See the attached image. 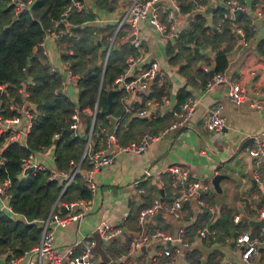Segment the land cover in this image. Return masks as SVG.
<instances>
[{"label":"crops","instance_id":"crops-1","mask_svg":"<svg viewBox=\"0 0 264 264\" xmlns=\"http://www.w3.org/2000/svg\"><path fill=\"white\" fill-rule=\"evenodd\" d=\"M93 1L85 0L87 10L108 20L106 23L102 22L105 24H96L100 27L94 31L96 43L100 50L104 51L105 48L103 54L107 52L108 55L110 50L123 44L118 50H122L124 69L125 57L133 54L126 52L125 45L129 43L119 39L115 46L110 44L106 36L109 30L103 29L110 25L112 30L114 26L116 0H106L111 9L95 7ZM205 1L207 4L204 7L197 5L194 12H200L205 20L204 25L212 27L215 21L213 9L217 5L222 6V3L220 0ZM240 1L245 4V11L252 13L250 5L253 0ZM194 12H177L179 26L187 29ZM138 26L145 58L155 62L159 75L149 81L147 90L133 91L128 95V100L125 101L128 110L125 112L129 113V118L124 125L125 128L131 126L132 132L137 136L147 129L151 133L162 132L161 136L151 141L140 152H116L112 163L94 172V194L84 202L87 208L81 217L65 224H51L54 247L63 249L75 244L98 223L104 222L111 228H118L119 234L112 240L109 239L110 241L93 235L95 245L92 259L96 264H108L122 254H125V264H259L264 259V246L257 247L256 253L245 262L241 257L240 247L233 242L235 236L229 234L232 227L218 229L215 221L224 213L233 224H238L239 221L245 223L236 234L249 231L257 236H264V218L257 216L264 202V185H258L251 179L254 164L246 155L249 135L264 128V106L260 109L248 107L249 99L261 97L264 92V55H258L252 49L253 40L264 38V18L256 23L253 39L246 41L247 46H242L238 38L228 44V61L224 71L229 81L239 83L247 92V101L242 104H232L227 100L225 83L210 89L203 85L202 67L213 66V52L209 46L198 42L191 45V54L185 52L186 57L184 54H175V50L170 56L167 55L166 45L172 44L171 41L165 40L144 20L139 21ZM101 39H106L105 46L101 45ZM67 48L70 47L66 43L50 38L45 39L43 46L47 65L60 77L61 89L76 102V74H72L74 78L69 79L60 55ZM192 57L194 59H191ZM145 69L147 65L138 63L130 68L129 73L133 77H139ZM181 91L187 92L188 97H193L196 105L185 125L167 129L176 119L173 108L177 105ZM150 92L152 97L149 98L151 103L148 114L143 117L134 116V112L143 107L146 101L142 102V95ZM215 103L222 104L224 126L219 131L210 132L205 129L204 121L208 109ZM131 106H134L133 111ZM81 123L83 124L82 120ZM140 126L145 129H139ZM170 165L185 166L191 177L203 176L209 181L210 186L202 197L207 205H213L218 211L214 221L216 224L213 223L217 231L214 237L198 236L197 230L209 221L210 213L202 210L196 201L189 200L183 203L180 219H174L166 213H157L143 224L145 229L158 228L170 236V240L155 239L145 246L131 250L129 242L135 234L134 228L139 226L136 219L139 209L155 197L170 201L181 187L176 176L170 172ZM215 174H221L217 182L218 190L213 187L211 181ZM138 187L142 188V193H137ZM242 200H246L247 204L241 205ZM59 203V209L53 211L55 215L62 213ZM76 209L79 210L80 207ZM235 215H238L237 221L233 219ZM248 220L262 222L250 224ZM181 227L186 245L179 244L180 252L174 258L159 253L162 248H171L178 244L173 238ZM3 257L4 255L0 256V264H44V260L37 261L35 255L27 250L9 260H4Z\"/></svg>","mask_w":264,"mask_h":264},{"label":"trees","instance_id":"trees-1","mask_svg":"<svg viewBox=\"0 0 264 264\" xmlns=\"http://www.w3.org/2000/svg\"><path fill=\"white\" fill-rule=\"evenodd\" d=\"M10 1L0 0V84H5L6 91L1 99L4 100L7 95H10L19 100L17 88L23 83L27 90L28 101L35 104V113L25 139L26 146L9 142L0 150V157L3 158V164L0 165V179L7 177L10 180L7 201L10 210H0V256L4 255V260L20 256L38 242L41 232L40 222L50 211L59 209L58 202L79 198L86 200L90 197V191L79 175H74L61 193V184L57 180L48 179L43 170L29 171L19 175L21 156L28 151H35L49 145L52 142V134L57 132L59 135L54 141L52 150L53 164L60 170L69 169V160L77 161L83 151L84 134L87 133L90 123L86 109L87 111L92 109L95 102L97 110L90 142L91 149L101 147L105 130L109 125L107 115L102 113L107 107L106 93L109 90H113L110 96V115L116 118L114 134L117 140L124 143L134 136L131 126L125 128L124 125L129 118V113L125 112L127 107L125 93L120 88L111 89L110 87V83L120 74L124 66L122 50H118L123 44L109 51L105 67L101 70V58L104 51L100 50L94 35V31L100 27L96 26L97 23H84L92 19L94 15L87 10L80 15L68 16L72 28L60 35L58 40L66 43L72 50L71 53L62 52L60 55L62 60H68L71 73L76 74L77 93L76 102H74L61 89L59 75L50 70L38 46L42 35L46 30L52 29L53 22L59 19L60 13L69 0H30L28 7L16 16L12 13ZM258 1L253 0L250 9H255ZM93 4L95 7L112 8L106 0H94ZM193 6L195 2L182 0L178 4V12H194ZM224 11L223 5H217L213 9V20L221 18ZM192 14L188 28L180 32L176 42L166 45L167 55L175 50V54H184L186 57L187 53L191 54V45L199 42L209 46L213 52V72L224 71L228 61V44L238 38L237 33L232 30V25L240 27L246 41L253 39L255 32L251 28L252 13L248 14L245 10L237 11L233 22L225 21L217 30L214 26L204 25L205 20L200 12ZM81 23L84 24L81 25ZM61 27L62 25L58 24L56 29ZM103 29L110 31V25H106ZM129 45H125L126 52L136 53L137 50L131 44ZM252 49L258 55H264V38L253 40ZM203 73L205 83L208 72L203 70ZM58 89L61 91L58 92ZM150 94L151 92L142 95V102L151 98ZM185 97H188L187 92L181 91L177 105L173 108L174 113L186 100ZM74 107L78 109L83 121V130L79 134L69 127L70 114ZM133 107L131 106V111ZM2 140L0 136V146ZM215 222L218 229L231 226L232 231L229 234L232 233L233 237L245 226L243 221L233 224L224 213L220 214ZM134 229L136 234L140 228L137 226Z\"/></svg>","mask_w":264,"mask_h":264},{"label":"built area","instance_id":"built-area-1","mask_svg":"<svg viewBox=\"0 0 264 264\" xmlns=\"http://www.w3.org/2000/svg\"><path fill=\"white\" fill-rule=\"evenodd\" d=\"M182 0H116L114 2V11L116 17L112 30L106 34L109 39V43L113 44L115 38L120 41H128L137 51L133 54H128L125 57V68L122 69L110 83L111 89L120 88L124 91V99L127 101L128 95L133 91H145L150 80L156 75H159L157 66L152 60L145 58V50L142 47L141 39L139 37L138 22L146 21L151 27L156 30L163 38L172 43L176 42L180 32L184 29L179 26L178 23V4ZM195 2L194 9L198 6L204 7L207 2L204 0H191ZM225 7L221 18H219L216 29L220 28V22L230 21L233 22L235 13L237 11L245 10V4L239 0H220ZM30 0H11L12 13L16 16L20 11L28 7ZM88 8L85 0H69L60 13L59 19L55 20L52 24L51 30H46L38 42L39 48L42 50V54L45 55L43 50L44 41L47 38L57 40L60 35L69 30L71 23L68 16L70 14L80 15ZM264 18V0H259L256 4V8L252 12V24L251 28L255 31L256 23ZM108 21L106 18L94 15V17L84 23H99L105 24ZM105 22V23H102ZM84 23H81L84 24ZM58 24L62 27L56 29ZM232 30L237 33L238 39L242 46L246 44V40L243 37V32L240 27L235 24L232 25ZM65 53H71V48L64 50ZM108 53L106 52L101 60V70L104 69ZM142 63L147 65V69L143 70L139 77H133L129 71L133 65ZM63 66L66 69V74L69 79H73L69 69L68 60L62 61ZM204 71L209 72L212 67H202ZM53 71V68H50ZM220 83L226 84L225 96L227 100L232 104H242L247 101V92L237 82L228 80V76L225 71L212 72L211 76H208L204 86L206 89H210ZM74 92L76 89L73 90ZM19 93V100L13 96L7 95L4 100L1 99L2 94H5V84H0V136H2V144L0 150L9 142H15L22 146L25 145V139L31 128V119L35 113V104L28 101L27 90L24 84L17 88ZM151 100L146 99L144 106L138 108L134 115L137 117L146 116L149 112ZM196 105V100L193 97H187L186 100L179 106V110L175 112L176 119L170 123L167 127L173 128L179 125H185L186 121L193 111ZM264 106V92L261 97L249 99L248 107L253 109H260ZM7 110H12L9 113ZM97 110V103L93 104V108L86 112L90 119L88 131L84 134L85 144L82 153L77 161L69 160V169L60 170L53 164L52 149L54 141L58 138V133L52 134V142L43 146L35 151H28L25 155L20 157V170L19 175H24L25 169L30 171L43 170L47 174V178L51 180H57L61 184L60 193L72 180L74 175H79L83 183L88 187L90 191V197L94 194V182L93 174L102 166H106L113 162L114 154L120 151H142L151 141L158 139L161 133H148L142 132L136 139L128 140L124 143H120L114 134V126L112 132L107 134L105 130V138L101 147L97 149H91L90 135L92 125L94 121L95 112ZM128 110V107L125 111ZM206 120L204 121V127L207 131H219L224 126V116L222 114V104L215 103L208 109ZM115 118V117H114ZM69 127L76 134H79L83 130V124L76 107L70 114ZM116 121V118H115ZM108 128V127H107ZM250 142L246 146V155L251 159L254 164V169L251 173V179L258 185H264V128L260 129L249 135ZM3 164V158L0 157V165ZM169 170L173 173L177 180L181 183V187L178 189L174 197L170 201H164L160 197H155L149 204L142 206L137 213V222L140 226L139 231L131 236L129 245L130 249H137L145 246L152 240H170V236L161 232L158 228L145 229L143 224L153 215L157 213H166L171 215L174 219H180L182 214V207L185 201H196L197 204L210 213L208 223L202 225L197 230V234L200 237L211 236L214 237L216 229L213 223L218 216L217 209L213 205H207L201 193L205 192L210 183L205 180L203 176L189 175L188 168L180 165H170ZM10 186V180L6 177L0 179V210L9 209L8 205V190ZM137 193H142V188L136 189ZM89 197V198H90ZM88 198V199H89ZM87 200V199H86ZM84 199L68 200L61 202L62 213L55 215L53 212H49L44 220L40 222L41 232L38 242L30 247L27 251L35 255L37 261L44 260V264H96L92 259V251L95 245L94 234L99 236L102 240H109L114 238L119 232L118 228H111L104 222L98 223L94 229L88 234H84L79 238V241L75 244L68 245L63 249H57L53 245V230L51 224H65L72 219H78L87 208V202ZM56 202V201H55ZM247 204L246 200H242L241 205ZM80 207L79 210L76 207ZM12 214L16 215V213ZM257 216L264 218V202L260 206ZM234 221L238 220V215L233 217ZM178 244H175L171 248H162L159 253L169 258H174L180 252V245H186V239L183 234L182 227L179 228L177 235L173 238ZM233 242L241 249V257L246 262L249 260L253 253H256L257 247L264 246V236H257L249 231H243L235 235ZM116 261L117 264H125V254L119 256ZM264 264V259L259 262Z\"/></svg>","mask_w":264,"mask_h":264},{"label":"water","instance_id":"water-1","mask_svg":"<svg viewBox=\"0 0 264 264\" xmlns=\"http://www.w3.org/2000/svg\"><path fill=\"white\" fill-rule=\"evenodd\" d=\"M76 27H74V29H75ZM211 74H212V70H210L209 72H208V76H211ZM155 77H157V75L155 76ZM154 77V78H155ZM28 81H30V76H28ZM58 92H60L61 90L60 89H58L57 90ZM113 92V90H109L107 93H106V98H107V107H106V109H104L103 111H102V113L103 114H105V115H107V117H108V120H109V125H108V128L106 129V133L107 134H109V133H111L112 132V128H113V125H114V123H115V118L112 116V115H110V108H111V98H110V96H111V93ZM250 139V138H249ZM30 171V169H25L24 171H23V173H28ZM221 177V174H215V176H213V178H212V184H213V187L216 189V190H218V180H219V178ZM248 222L250 223V224H254V223H259V222H262V221H258V222H255L254 220H248ZM119 234V232L117 233V235ZM118 262L116 261V260H111L108 264H117Z\"/></svg>","mask_w":264,"mask_h":264},{"label":"rangeland","instance_id":"rangeland-1","mask_svg":"<svg viewBox=\"0 0 264 264\" xmlns=\"http://www.w3.org/2000/svg\"><path fill=\"white\" fill-rule=\"evenodd\" d=\"M253 12V11H252ZM219 20H216L214 23H213V26H214V29L215 30H217L216 28H215V25L217 24V22H218ZM224 22H220V25H222ZM221 27V26H220ZM100 42H101V45H103V46H105L106 45V39H101V40H99ZM118 42V39L117 38H115V41H114V43H113V45L115 46V43H117ZM104 51H105V48H104ZM103 56H104V54H103ZM103 56H102V58H101V60L103 59ZM69 94H70V92H68ZM72 94V93H71ZM142 128V130H144L145 128L144 127H139V129H141ZM148 130V129H147ZM144 131V132H148V131ZM142 133V132H141ZM148 133H150V132H148ZM138 136L137 135H134L133 137H131L132 139H136ZM130 138V140H132Z\"/></svg>","mask_w":264,"mask_h":264}]
</instances>
